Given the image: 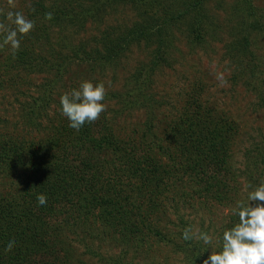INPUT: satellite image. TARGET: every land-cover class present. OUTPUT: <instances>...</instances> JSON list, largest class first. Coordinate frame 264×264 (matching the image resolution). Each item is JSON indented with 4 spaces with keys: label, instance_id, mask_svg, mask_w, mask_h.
Here are the masks:
<instances>
[{
    "label": "trees",
    "instance_id": "16d2710c",
    "mask_svg": "<svg viewBox=\"0 0 264 264\" xmlns=\"http://www.w3.org/2000/svg\"><path fill=\"white\" fill-rule=\"evenodd\" d=\"M71 1L56 0L48 5L42 0L33 2L22 12L36 26L20 38L19 52L13 57L8 47H0V85L6 83L8 89L26 88L19 90L27 100L19 102L16 99L19 109L15 121L29 130L31 137L0 133V264H80L82 260L76 256L75 244H84L85 239L98 244L105 234L129 233L125 242L134 246L136 234L141 237L145 230L151 231L145 220L147 214L153 212L150 209L167 213V206L162 205L167 198H174L166 195L172 194L175 187L179 190L175 191L177 196L191 207L196 198L203 196L225 202L228 191L231 192L225 179L232 173L229 143L239 133L238 125L227 117L219 121L214 116L215 110L198 102V93L190 96L182 106L186 118L159 135L152 133L154 114L153 108H148L147 120L140 129L132 130L135 139L131 142L114 136L113 126L107 120L85 124L78 132L71 129L59 104L60 95L66 91L64 79L72 66L71 61L86 63L90 70H105L133 45L143 42L145 49L156 46L151 67L146 71L149 75L165 62L166 34L171 26L185 29L183 35L193 47L205 46L206 37H212L219 29L213 21L215 15L206 12L207 0H194L191 5L183 6L175 2L171 12L163 16L155 12L156 16L120 27L116 32L101 33L100 39L95 40L101 49L88 50L87 44H82L72 54L61 55L65 48L54 47L47 41L52 29L73 26V21L83 25L86 19L100 18L106 9L118 7L124 0H75L77 11L74 13L70 10ZM131 1L136 5L144 3ZM244 3L249 11L253 9L251 1L244 0ZM47 12L53 14L50 21L44 19ZM241 20L247 19L243 16ZM0 23L11 27L4 16ZM245 25L244 36L237 42L242 57L231 56L240 67L244 57L251 54L249 36L255 28L248 22ZM27 42L32 46H26ZM48 44L49 58L44 55ZM230 48L231 52L235 51L233 44ZM143 72L144 69L140 70L134 77L135 85L149 77H144ZM41 75H46L44 82L30 94L31 78ZM254 79L256 75L251 76L250 84ZM142 86L138 85L136 93L129 92L131 90L126 87L128 92L114 94L113 98L125 111L142 108L146 101ZM140 97L144 103L137 100ZM52 106L53 113L49 114ZM0 121L9 125L7 119ZM12 132H16L15 129ZM33 134L37 137L32 138ZM162 144L165 147H160ZM122 150L128 153L118 162L107 157L115 152L120 154ZM158 152L166 158L159 157ZM177 152L184 156V161L176 165V173L181 174L179 180L174 179L161 162L172 160ZM121 162L124 168L117 166ZM261 166H264V141L254 145L246 167L251 170ZM184 177L193 186L204 185L203 189L183 190ZM41 193L48 197L45 206H39L36 200ZM9 237H15L11 247H8ZM163 241L170 243L165 236ZM84 247L90 254L96 248ZM99 248L94 258L105 264H134L124 261L125 250L122 257L112 262V258L100 253ZM191 251L197 264L200 263L204 254Z\"/></svg>",
    "mask_w": 264,
    "mask_h": 264
},
{
    "label": "rangeland",
    "instance_id": "374dc122",
    "mask_svg": "<svg viewBox=\"0 0 264 264\" xmlns=\"http://www.w3.org/2000/svg\"><path fill=\"white\" fill-rule=\"evenodd\" d=\"M38 1L12 0L10 5L9 0H0V18L1 16L6 17L9 11H24L26 7L30 8L33 2ZM42 1L48 5L56 0ZM137 1L144 3L136 5L131 0H124L118 7L106 9L102 17L86 19L83 25L73 21V26L55 27L50 31L51 35L47 41L54 47L58 45L57 48H65L61 55L72 54L74 49L82 44H87L88 50L101 49L96 43L101 33L116 32L120 27L131 26L149 16H156L155 12L157 16H163L171 12L175 2L183 6L191 5L194 0H135ZM249 1L253 7L251 11L248 10L244 0H207L206 12L215 15L213 21L215 27L219 29L212 37H206L205 46L201 48H195L189 44L183 35L185 29L181 26H171L166 34L168 48L164 57L165 62L149 75H146V71L148 72L151 67L150 61L156 46L150 50L145 49L143 42L133 45L122 54L117 62L110 64L105 70L99 68L90 70L86 63L70 62L72 66L64 79L65 90L69 91L77 87L83 80L104 81L107 89L104 101L106 112L102 113L97 120L101 122L107 120L113 126V135L122 141L131 142L135 139L131 132L134 128L140 129L144 125L148 117L147 110L151 107L154 114L152 133L155 135L167 131L168 127L173 124H179L182 119L186 118L185 111L182 113L184 110L182 106L195 93H198L200 104L215 110L213 111L214 116L219 121L222 117L229 118L230 122L238 125L239 132L229 143L232 173L225 179L228 189L231 190V192L228 191L227 201L222 202L223 199L217 201L203 196L196 198L194 206L191 207L178 197V193L175 192L178 187H175L171 191L172 194H165L169 197L174 196V198H167L168 200L166 199L165 204L162 205V207L167 206V213L150 209L153 212L147 214L145 220H148L147 224L151 231L145 230L141 237L136 234L134 246L125 242L126 237L130 236L129 233L115 232L113 236L105 234L101 243L98 244H92L90 240L85 239L84 244H75L76 256L82 260L80 264H105L104 261L94 258L93 254L98 250V246L101 247L99 252L111 257L112 262L122 257V251L125 250L127 253L123 257L124 261L134 264H197L198 261L191 251L194 250L200 252V255L204 254L198 263L202 264L211 250H206L205 246L196 241L185 242L182 239L183 230L192 227L194 231L199 229L221 233L226 227H231V222L235 220V217L230 215L229 209L235 200L245 196L247 185L264 182V166L259 169L251 167L253 168L251 170L246 167L250 154L254 152V145L264 141V0ZM70 3V10L73 13L76 12L75 0ZM247 10L251 12V15H248ZM243 16L247 20H241ZM246 22L254 25L255 28L249 36L252 42L251 54L244 57L246 59H243V66L240 67L235 59L242 57V54L238 53L237 42L241 41L240 39L244 36ZM232 44L235 51L231 52ZM25 45L32 46L29 42ZM48 48L49 44L44 48V55L47 58H49ZM232 55L235 58H232ZM142 69L145 71L143 72L144 77L149 76V79H142L143 83L140 80L135 85L134 77ZM220 74L223 75V82L217 78ZM255 75L254 83L250 84L251 76ZM45 76L31 78L32 84L28 87L30 94L35 92L36 86L44 82ZM138 85L144 87L141 89L144 90L146 101L141 97L137 99L139 102L144 101V106L125 111L124 106L118 103L113 95L128 92L126 87L131 90L129 92L135 91L136 93ZM25 89L17 88V86L8 89L6 83L0 85V119H7L9 124L6 125L0 121L2 135L15 137L19 134L21 138L23 136L31 138L28 134L29 130L23 129V126L15 121L17 109H19L16 99L18 98L19 102L27 100L20 95ZM53 108L52 106L49 109V114L53 113ZM57 109L59 110L58 107ZM122 109L124 111L121 115ZM14 129L16 132H12ZM36 137L37 135L33 134L32 138ZM160 147L165 146L162 144ZM169 147L172 148V145ZM159 152V157H165ZM125 153L128 151L122 150L120 154L115 152L107 157L118 162ZM183 157L177 152L172 160H161L163 166L171 171L176 180L181 178V174L176 173V165L184 161ZM117 166L124 168L122 162ZM182 181L186 183L182 185L185 191L193 190V187L196 189L204 187V185L193 186V183L185 177ZM214 183L215 181H212V184ZM153 201L158 204V201ZM142 208L145 209V207ZM65 234L68 235V232ZM163 236L170 243L163 241ZM186 243H188L187 246ZM85 245L96 247L93 254L85 252Z\"/></svg>",
    "mask_w": 264,
    "mask_h": 264
},
{
    "label": "clouds",
    "instance_id": "9594fccd",
    "mask_svg": "<svg viewBox=\"0 0 264 264\" xmlns=\"http://www.w3.org/2000/svg\"><path fill=\"white\" fill-rule=\"evenodd\" d=\"M9 3L11 5L12 0ZM6 19L11 27L0 23V47H8L14 57L21 48L20 38L28 35L36 25L22 11H9ZM44 19L52 20V12L45 13ZM217 78L223 82L222 74ZM106 95L105 82L91 80H83L77 87L63 92L59 104L68 127L78 132L85 124L95 122L106 112ZM36 200L39 206H45L48 197L41 193ZM229 213L235 220L221 233L194 231L187 227L182 239L196 241L211 250L202 264H264V182L248 184L245 196L233 202ZM14 243L15 237H9L8 247Z\"/></svg>",
    "mask_w": 264,
    "mask_h": 264
}]
</instances>
